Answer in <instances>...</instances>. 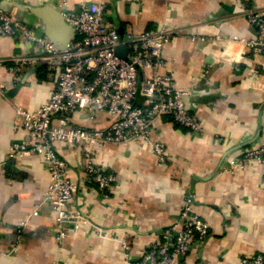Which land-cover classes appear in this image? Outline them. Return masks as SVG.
<instances>
[{
	"label": "crops",
	"instance_id": "obj_1",
	"mask_svg": "<svg viewBox=\"0 0 264 264\" xmlns=\"http://www.w3.org/2000/svg\"><path fill=\"white\" fill-rule=\"evenodd\" d=\"M12 17L45 35L46 24L28 7H57L64 0H1ZM105 7V22L123 36L159 25L178 30L163 47L164 71L178 86L194 87L186 97L203 121L192 132L164 115L154 134L167 151L158 161L142 141L95 148L93 158L116 176L105 198L84 173V152L58 145L80 185L77 204L105 233L84 225L54 237L55 216L45 194L50 175L33 154L9 155V146L28 138L16 107L34 110L56 85L57 71L44 62L25 68L18 78L0 67V264H136L142 251L179 216L186 196L211 228L187 257L190 264H241L246 253L264 252V163L235 170L224 165L251 144L264 143V48L248 44L256 27L244 14L264 0H66L77 11L82 3ZM3 10V9H2ZM4 11V10H3ZM64 33H62L63 35ZM41 53L21 35H0V58ZM203 69L204 76L199 77ZM73 122L103 127L106 117L77 113ZM38 210L33 214V210Z\"/></svg>",
	"mask_w": 264,
	"mask_h": 264
},
{
	"label": "built area",
	"instance_id": "obj_2",
	"mask_svg": "<svg viewBox=\"0 0 264 264\" xmlns=\"http://www.w3.org/2000/svg\"><path fill=\"white\" fill-rule=\"evenodd\" d=\"M62 4L61 14L76 31L65 49H58L48 37L0 8V35H21L41 49V53L0 58V67L8 62L6 70L15 78L40 61L57 71L56 85L44 102L31 111L16 107L17 120L28 138L9 146L11 157L36 155L48 171L50 181L45 198L55 216L56 239L64 237L69 226L77 230L88 225L96 234L106 232L78 206L80 185L70 178L71 167L58 151V145L78 146L84 152L87 180L108 198L116 176L93 158L95 148L142 141L158 161L164 162L167 151L155 137V119L167 115L192 132L203 130L202 119L190 111L186 101V97L193 95L194 87L178 86L174 77L164 71L168 61L163 47L178 34L177 29L159 25L121 37L116 24L104 21L106 12L101 3H82L77 11L70 10L66 0ZM244 14L257 31L248 44L259 51L264 48V10L251 5ZM121 43L128 48L125 58L115 52ZM98 112L106 117L103 127L73 122L77 113L93 119ZM256 163H264V143L243 148L223 169L232 171ZM37 213L34 209L33 214ZM210 228L194 211L191 197L186 196L178 218L148 243L136 264H190L187 257L192 246L205 240ZM240 263L264 264V252L246 253Z\"/></svg>",
	"mask_w": 264,
	"mask_h": 264
},
{
	"label": "water",
	"instance_id": "obj_3",
	"mask_svg": "<svg viewBox=\"0 0 264 264\" xmlns=\"http://www.w3.org/2000/svg\"><path fill=\"white\" fill-rule=\"evenodd\" d=\"M0 8L3 9L8 15V7L6 6V1L0 0ZM30 12L36 16L41 17L43 22L46 24L44 28L45 36L55 44L58 49H65L67 45L73 40L76 36L75 28L69 24L61 14L60 10L57 7L52 5L44 4L42 7H28ZM12 16V15H10ZM20 13L15 15L13 18L16 21L21 19ZM120 36L122 37V28L118 27ZM62 33H64L62 35ZM127 46L124 43L119 44L115 52L120 56L125 58L127 53Z\"/></svg>",
	"mask_w": 264,
	"mask_h": 264
}]
</instances>
